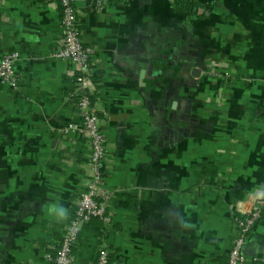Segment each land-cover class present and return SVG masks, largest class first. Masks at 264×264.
<instances>
[{
	"label": "crops",
	"instance_id": "0c3cea01",
	"mask_svg": "<svg viewBox=\"0 0 264 264\" xmlns=\"http://www.w3.org/2000/svg\"><path fill=\"white\" fill-rule=\"evenodd\" d=\"M197 1L191 16L176 0L75 3L110 217L80 226L76 264L103 245L110 264H226L239 201L261 210L240 264H264V0ZM60 18L58 3L0 0V58L20 53L17 88L0 82V264H50L90 179L87 137L63 130L81 118L75 67L51 55Z\"/></svg>",
	"mask_w": 264,
	"mask_h": 264
},
{
	"label": "built area",
	"instance_id": "2783aa9c",
	"mask_svg": "<svg viewBox=\"0 0 264 264\" xmlns=\"http://www.w3.org/2000/svg\"><path fill=\"white\" fill-rule=\"evenodd\" d=\"M58 3L61 8L60 47L51 55L58 59L69 61L74 65L76 108L81 118L80 125L70 124L64 131L80 132L85 135L91 146L90 179L85 190L75 202V209L69 218L65 233L53 255H47L50 264H76L73 258L80 226L93 218L107 223L104 205L98 200L103 185L102 163L104 160V137L98 127V114L92 103L90 91L94 88L91 81L92 49L84 45L77 22L75 3L77 0H48ZM20 58L16 50L4 54L0 58V82L17 88V78L14 65ZM225 77H228L225 74ZM232 220L237 229V237L229 248L226 264H240L244 259L243 247L248 234L256 220L260 217V207L254 202L239 201L234 206ZM87 264H110L109 251L106 245L101 246L94 261Z\"/></svg>",
	"mask_w": 264,
	"mask_h": 264
},
{
	"label": "trees",
	"instance_id": "16d2710c",
	"mask_svg": "<svg viewBox=\"0 0 264 264\" xmlns=\"http://www.w3.org/2000/svg\"><path fill=\"white\" fill-rule=\"evenodd\" d=\"M198 6L199 2L197 0H176V8L187 16L194 15ZM75 98L77 99V96Z\"/></svg>",
	"mask_w": 264,
	"mask_h": 264
},
{
	"label": "clouds",
	"instance_id": "9594fccd",
	"mask_svg": "<svg viewBox=\"0 0 264 264\" xmlns=\"http://www.w3.org/2000/svg\"><path fill=\"white\" fill-rule=\"evenodd\" d=\"M49 214L52 217V219L56 222H62L64 221L68 216V209H66L64 206L60 204H54L49 209Z\"/></svg>",
	"mask_w": 264,
	"mask_h": 264
},
{
	"label": "water",
	"instance_id": "95a60500",
	"mask_svg": "<svg viewBox=\"0 0 264 264\" xmlns=\"http://www.w3.org/2000/svg\"><path fill=\"white\" fill-rule=\"evenodd\" d=\"M199 74H200V71H199V69H197V68H193L192 70H191V75H192V77H198L199 76ZM144 75H145V71L144 70H141L140 71V73H139V79H140V82H141V84H143V82L141 81L142 80V78L144 77Z\"/></svg>",
	"mask_w": 264,
	"mask_h": 264
},
{
	"label": "rangeland",
	"instance_id": "374dc122",
	"mask_svg": "<svg viewBox=\"0 0 264 264\" xmlns=\"http://www.w3.org/2000/svg\"><path fill=\"white\" fill-rule=\"evenodd\" d=\"M91 49H92V48H91ZM92 51H93V50H92ZM92 55H93V53H92ZM209 73H210V74H209ZM207 74H208V75H211L212 72H207ZM207 74H206V75H207ZM211 77H212V76H211ZM90 93H91V92H90ZM90 95H91V94H90ZM95 108H96V107H95ZM96 111H97V109H96Z\"/></svg>",
	"mask_w": 264,
	"mask_h": 264
}]
</instances>
